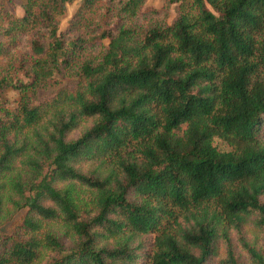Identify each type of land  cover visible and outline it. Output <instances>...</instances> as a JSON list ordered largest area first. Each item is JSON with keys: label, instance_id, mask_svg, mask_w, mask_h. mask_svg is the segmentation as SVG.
Wrapping results in <instances>:
<instances>
[{"label": "trees", "instance_id": "16d2710c", "mask_svg": "<svg viewBox=\"0 0 264 264\" xmlns=\"http://www.w3.org/2000/svg\"><path fill=\"white\" fill-rule=\"evenodd\" d=\"M15 1L0 61L21 36L29 57L0 66V264H208L221 239L239 264L230 233L264 232V0H163L162 24L138 23L147 0L103 20L101 0Z\"/></svg>", "mask_w": 264, "mask_h": 264}, {"label": "rangeland", "instance_id": "374dc122", "mask_svg": "<svg viewBox=\"0 0 264 264\" xmlns=\"http://www.w3.org/2000/svg\"><path fill=\"white\" fill-rule=\"evenodd\" d=\"M121 0H101L99 4L97 5V8L95 9L96 16H99L100 20H103L107 18L106 14H104V11L108 8H117L119 5V2ZM21 1L16 0L14 4V11L17 15H22L23 10L20 6ZM147 5L152 6L155 9L161 10L160 13L157 14H150L147 15L146 18H141V21L139 20L138 23H153V24H162V23H169L173 17L175 16V7L176 4H171L168 9L162 8L163 0H147ZM78 6V1L73 2L72 4H68L66 6V14L60 21V31H64L71 20V17L76 12ZM103 16V17H102ZM144 17V16H142ZM99 20V21H100ZM93 28V25H91L88 29L91 30ZM1 39V37H0ZM3 41L2 39L0 40ZM103 42H105L103 40ZM98 51V48L95 46H91V44H85L84 49L77 54V57L80 59L94 56ZM29 57V47L27 46V37L21 36L19 37L12 46H8L5 50L2 60L0 61V66L3 65L6 69L13 67L15 64L18 65L19 62L25 61ZM73 70V69H72ZM68 73H72L71 70H68ZM69 74V75H70ZM67 75V74H66ZM73 80L70 77L62 78L63 85L71 83ZM6 99L9 100L11 104L14 103V99H16V95L14 92H6L5 94ZM264 140V138H263ZM10 225V221L6 222V225L3 227L7 228ZM230 238V244L232 246V249L238 259L239 264H252L250 257L248 253L245 251V248H243V240L248 243L250 246L258 250L263 256H264V232L259 227L258 223L256 222L255 216H251L242 226L239 230H235L229 235ZM62 242L64 245H71L72 240L68 237L62 236ZM225 242L222 241V239L219 241L218 245V252L217 256L214 260L208 262V264H223V259L225 258ZM222 261V263H221Z\"/></svg>", "mask_w": 264, "mask_h": 264}]
</instances>
